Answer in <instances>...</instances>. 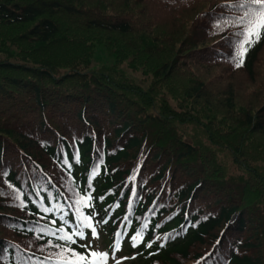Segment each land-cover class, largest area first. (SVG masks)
<instances>
[{
  "label": "trees",
  "instance_id": "16d2710c",
  "mask_svg": "<svg viewBox=\"0 0 264 264\" xmlns=\"http://www.w3.org/2000/svg\"><path fill=\"white\" fill-rule=\"evenodd\" d=\"M245 3L0 0V264H63L82 215L99 235L70 247L107 264H264V37L236 67ZM95 45L112 62L86 73Z\"/></svg>",
  "mask_w": 264,
  "mask_h": 264
},
{
  "label": "snow or ice",
  "instance_id": "6c2138e0",
  "mask_svg": "<svg viewBox=\"0 0 264 264\" xmlns=\"http://www.w3.org/2000/svg\"><path fill=\"white\" fill-rule=\"evenodd\" d=\"M239 7L246 8L244 12V16L241 18L240 23L243 26V31L239 33L243 37V39L239 42V46L237 49V62L236 67H240L244 63V58L247 55L248 51L255 43L259 42L262 37H264V0H246L245 4L239 5ZM77 162H79V155L75 156ZM67 163V161H65ZM97 173L94 171L92 173L95 176ZM134 179V177H133ZM19 199V197H16ZM91 197L81 198L77 201V203H87ZM24 207L23 203L20 205ZM45 212L52 211V209H44ZM91 216H81V224L82 226H78L75 231L71 233L63 234L58 239L65 241L66 245L69 247L67 251L70 253V256L65 257L63 259V264H107L109 254L101 253L96 251H88L85 253H77L75 249L71 248L70 245L74 244L76 241L73 239L74 236H78L80 239H85V232L82 230L83 228L90 229V234L94 237H98V233L96 228L93 226L91 221ZM55 235V233H52ZM116 236L119 238L121 236L120 233H116ZM142 234L138 233L136 236L132 237L133 246L139 244L141 242ZM151 247V244L148 245ZM61 248H64L65 245H60ZM84 247H88L85 245ZM120 244L119 239L113 245V251H119ZM114 258V257H113ZM116 264H120V261L117 260Z\"/></svg>",
  "mask_w": 264,
  "mask_h": 264
},
{
  "label": "rangeland",
  "instance_id": "374dc122",
  "mask_svg": "<svg viewBox=\"0 0 264 264\" xmlns=\"http://www.w3.org/2000/svg\"><path fill=\"white\" fill-rule=\"evenodd\" d=\"M112 62V56L108 55L104 50L103 46L95 45L93 47V57L88 65V67L84 70V72L89 73L91 71H96L100 69L102 66H108ZM121 71L124 73L126 77L139 84L142 87H145V83L142 82V76L140 71L129 72L125 71L123 68Z\"/></svg>",
  "mask_w": 264,
  "mask_h": 264
}]
</instances>
